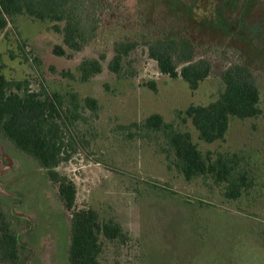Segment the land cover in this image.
<instances>
[{
  "label": "rangeland",
  "instance_id": "1",
  "mask_svg": "<svg viewBox=\"0 0 264 264\" xmlns=\"http://www.w3.org/2000/svg\"><path fill=\"white\" fill-rule=\"evenodd\" d=\"M97 1L87 19L94 35L80 50L64 42L57 29L63 22L10 18L0 36V72L13 91L19 83L62 96L68 158L57 170L75 182V209H93L102 224L121 228L115 239L100 235L101 264H264V0ZM159 37L192 44L194 58L211 63L197 89L160 71L149 52ZM126 39L137 46L115 72L116 43ZM94 59L101 71L83 79L80 66ZM175 62L181 70L180 57ZM235 64L251 71L261 113L232 116L224 140L205 142L185 111L217 100L226 88L223 74ZM90 98L98 102L95 110L86 105ZM153 113L191 132L204 154L241 152L254 184L232 199L224 182L186 178L164 134L143 127ZM0 202L26 264H70L72 214L58 184L1 130Z\"/></svg>",
  "mask_w": 264,
  "mask_h": 264
},
{
  "label": "trees",
  "instance_id": "2",
  "mask_svg": "<svg viewBox=\"0 0 264 264\" xmlns=\"http://www.w3.org/2000/svg\"><path fill=\"white\" fill-rule=\"evenodd\" d=\"M97 3V0H0V36L10 18L27 14L41 20L63 22L64 25L57 29L63 34L64 42L70 48L80 50L89 39L87 36L94 35L87 28V19ZM136 46L134 40L118 41L110 65L112 70L120 72L124 56ZM192 47V44L179 45L176 38L159 37L150 41L149 52L162 73L173 78L181 76L191 89H197L200 82L209 76L211 63L205 59L196 60ZM64 52L59 47L57 53ZM175 56L180 57L183 63L181 70H178ZM80 70L83 79H88L101 71V62L94 59L81 65ZM223 78L226 88L217 100L207 105L192 104L185 111L198 131L199 138L208 143L225 139L232 116L246 119L261 113L259 89L247 67L235 64L224 72ZM12 87L0 72V130L18 149L36 158L48 171L50 179L58 184L60 198L72 214L70 264H101L100 235L103 233L112 240L120 235L121 228L113 222L102 224L93 209H75V182L57 170L61 161L68 158V155L65 156L67 137L64 130L68 115H64L62 109V96L59 93L25 90L19 83L14 85L18 92L13 91ZM152 88L156 89L154 82ZM86 102L88 108H97L96 99L90 98ZM67 111L74 119L79 117L70 109ZM143 127L164 134L173 152V162L186 178L204 175L224 182L225 195L232 199L241 197L254 184L241 152L204 154L193 141L191 132L177 130L159 113L149 115ZM24 249L10 212L0 202V264H26Z\"/></svg>",
  "mask_w": 264,
  "mask_h": 264
}]
</instances>
